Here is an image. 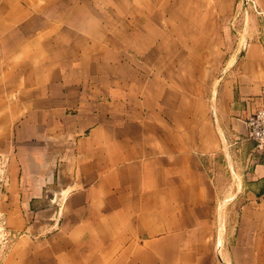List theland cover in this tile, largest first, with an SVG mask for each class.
I'll return each mask as SVG.
<instances>
[{"label":"crops","instance_id":"obj_1","mask_svg":"<svg viewBox=\"0 0 264 264\" xmlns=\"http://www.w3.org/2000/svg\"><path fill=\"white\" fill-rule=\"evenodd\" d=\"M248 1L0 0V210L13 231L58 227L1 264L195 258L186 244L229 194L227 263L264 264V148L246 122L264 40L245 24L264 0ZM47 182L63 200L44 209Z\"/></svg>","mask_w":264,"mask_h":264},{"label":"rangeland","instance_id":"obj_2","mask_svg":"<svg viewBox=\"0 0 264 264\" xmlns=\"http://www.w3.org/2000/svg\"><path fill=\"white\" fill-rule=\"evenodd\" d=\"M140 9H142L140 4ZM245 16L247 15L246 10ZM260 17V16H259ZM245 24H250L253 26H259L261 29V37L264 40V18L259 19H246ZM237 27V24L234 25ZM194 54V52H192ZM163 56V52L159 51L156 53V58H161ZM3 169L0 164V170ZM230 169L234 170V167L230 165ZM235 169H238V166H235ZM2 175H0V188H2L6 182L5 178L2 179ZM5 180V182H4ZM236 183L239 184L238 180H235ZM44 209H47L54 204L62 203L63 195L56 191V188H53V184L51 182H47L44 186ZM3 191L0 190V205L3 201H9L12 197L10 195L2 194ZM243 197L236 194H229L227 196L219 197L217 208L212 211V222L210 223V227L204 230L203 234L200 235L199 238L201 240L194 244H186L185 250L191 251L195 254L194 257H187V259L179 261H174L172 259V264H228L226 260V253L230 246L233 244V241L237 235L239 229V221L242 207V199ZM59 213V212H58ZM55 214V213H54ZM47 215V214H46ZM46 215L44 217H46ZM58 217L57 214H55ZM62 218V217H61ZM37 232H32L31 229L23 230V231H13L10 230L6 222V216L4 212L0 210V264L2 261V253H7L10 251L13 242L23 234H32L36 237L40 234H51L55 232L58 227L55 228H41L38 227ZM157 245V244H156ZM161 246V244H160ZM172 252H179L181 248L184 247V244H176L172 243ZM192 247V248H191ZM195 247V249H194ZM188 251V252H189Z\"/></svg>","mask_w":264,"mask_h":264},{"label":"built area","instance_id":"obj_3","mask_svg":"<svg viewBox=\"0 0 264 264\" xmlns=\"http://www.w3.org/2000/svg\"><path fill=\"white\" fill-rule=\"evenodd\" d=\"M243 7L249 4L248 0H242ZM257 11V10H256ZM263 15L262 12L257 11ZM261 106L247 118L248 132L247 137L256 142V146L260 149L264 148V87L261 92Z\"/></svg>","mask_w":264,"mask_h":264}]
</instances>
